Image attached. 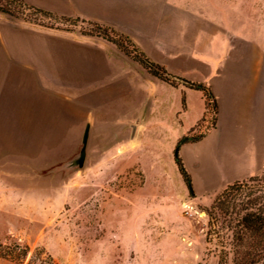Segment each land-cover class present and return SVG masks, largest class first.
Here are the masks:
<instances>
[{
    "label": "crops",
    "instance_id": "0c3cea01",
    "mask_svg": "<svg viewBox=\"0 0 264 264\" xmlns=\"http://www.w3.org/2000/svg\"><path fill=\"white\" fill-rule=\"evenodd\" d=\"M23 1L127 37L168 77L186 83L142 77L138 60L113 40L0 12V155L8 158L11 147L25 144H60L58 129L73 130L74 122L65 118L59 125V115L75 108L87 124L91 105L104 122L121 124L123 107L137 115L144 99L147 112L161 115V139L175 145L205 115L204 93L191 87L202 83L216 99L214 123L198 140L179 146L195 192H213L263 171L264 25H251L241 5L209 0L207 10L202 0Z\"/></svg>",
    "mask_w": 264,
    "mask_h": 264
},
{
    "label": "rangeland",
    "instance_id": "374dc122",
    "mask_svg": "<svg viewBox=\"0 0 264 264\" xmlns=\"http://www.w3.org/2000/svg\"><path fill=\"white\" fill-rule=\"evenodd\" d=\"M202 1L208 10L209 0ZM215 2L241 5L251 25H264V0ZM12 9L16 16L4 14L40 27L122 39L110 29L108 38L96 23L80 18L14 4ZM134 63L142 77L158 79ZM128 110L123 107L118 124L104 122L91 105L81 166L72 160L87 123L76 108L59 115V125L65 118L74 122L73 130L58 129L60 144H25L11 147L8 158L0 155V264H217L214 246L205 242V209L222 188L190 191L174 155L188 138L164 143L161 115L147 112L145 99L137 115ZM203 130L199 124L187 137Z\"/></svg>",
    "mask_w": 264,
    "mask_h": 264
},
{
    "label": "trees",
    "instance_id": "16d2710c",
    "mask_svg": "<svg viewBox=\"0 0 264 264\" xmlns=\"http://www.w3.org/2000/svg\"><path fill=\"white\" fill-rule=\"evenodd\" d=\"M12 4L49 13L30 6L23 0H0V12L16 16ZM95 28L107 37L111 30L97 24ZM119 37L126 43L122 39L108 38L115 41L127 54H135L134 58L155 76L172 81L161 66L147 60L136 48L130 49L128 44L133 43L127 37ZM191 87L203 91L206 105L205 115L196 125L205 124V130L187 137L194 141L201 138L214 123L217 104L208 86L192 83ZM175 161L187 187L192 191L191 176L178 154V147ZM205 210L208 216L205 242L207 248L214 246L217 264H264V169L259 174L228 183Z\"/></svg>",
    "mask_w": 264,
    "mask_h": 264
},
{
    "label": "water",
    "instance_id": "95a60500",
    "mask_svg": "<svg viewBox=\"0 0 264 264\" xmlns=\"http://www.w3.org/2000/svg\"><path fill=\"white\" fill-rule=\"evenodd\" d=\"M170 76L173 77L174 79L178 80V81H182V82L186 83V81L184 79H182L178 76H174V75H170ZM88 132H89V124H87L85 129H84L83 138H82V147H81L80 153L78 155V158L75 161L72 160L73 164H76L79 166L82 165L84 155H85V149H86V145H87ZM185 139L186 138H183V140H185Z\"/></svg>",
    "mask_w": 264,
    "mask_h": 264
}]
</instances>
